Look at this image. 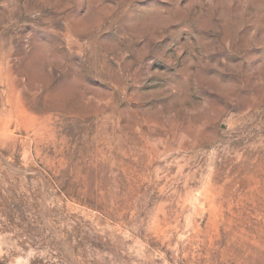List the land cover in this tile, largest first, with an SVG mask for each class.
I'll list each match as a JSON object with an SVG mask.
<instances>
[{
	"label": "rangeland",
	"instance_id": "obj_1",
	"mask_svg": "<svg viewBox=\"0 0 264 264\" xmlns=\"http://www.w3.org/2000/svg\"><path fill=\"white\" fill-rule=\"evenodd\" d=\"M0 264H264V0H0Z\"/></svg>",
	"mask_w": 264,
	"mask_h": 264
}]
</instances>
